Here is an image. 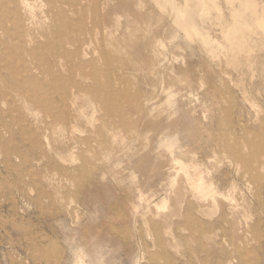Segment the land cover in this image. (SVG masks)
I'll use <instances>...</instances> for the list:
<instances>
[{"label": "rangeland", "instance_id": "obj_1", "mask_svg": "<svg viewBox=\"0 0 264 264\" xmlns=\"http://www.w3.org/2000/svg\"><path fill=\"white\" fill-rule=\"evenodd\" d=\"M263 22L0 0V264H264Z\"/></svg>", "mask_w": 264, "mask_h": 264}, {"label": "bare ground", "instance_id": "obj_2", "mask_svg": "<svg viewBox=\"0 0 264 264\" xmlns=\"http://www.w3.org/2000/svg\"><path fill=\"white\" fill-rule=\"evenodd\" d=\"M237 1V0H236ZM48 4V3H47ZM12 11V10H11ZM179 23V22H178ZM264 23V22H263ZM59 31V30H58ZM241 31L237 30L235 33L236 35L235 36V39L238 40L239 37H241L242 35H239ZM29 37L28 41L31 42L32 41V35H27ZM193 37V36H192ZM53 39V37H52ZM50 40V39H49ZM57 40V39H56ZM194 40V39H193ZM245 40V39H244ZM80 45H79V48H83L85 46L84 42H79ZM106 49V48H105ZM243 54V53H242ZM238 55V54H237ZM98 65V64H97ZM12 66V65H11ZM28 71V70H27ZM26 71V72H27ZM29 83V82H27ZM40 84V83H39ZM117 92V91H116ZM56 110V109H55ZM68 110V109H67ZM170 148V147H169ZM23 154V153H22ZM239 154V153H237ZM234 156V155H233ZM194 185L195 187L198 188L199 191H201L202 193H205L206 195H209L211 194L212 192L209 191V188L206 186V184L204 183V181L202 179H198L196 181H194ZM210 189H211V186H210ZM198 191V192H199ZM209 197V196H208ZM82 253V252H81ZM83 255V254H82ZM81 260V259H80Z\"/></svg>", "mask_w": 264, "mask_h": 264}]
</instances>
